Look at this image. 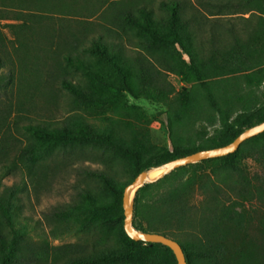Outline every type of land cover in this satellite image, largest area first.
Here are the masks:
<instances>
[{"label": "trees", "instance_id": "1", "mask_svg": "<svg viewBox=\"0 0 264 264\" xmlns=\"http://www.w3.org/2000/svg\"><path fill=\"white\" fill-rule=\"evenodd\" d=\"M123 1L0 0L2 4L0 10L8 9L11 12L0 13V21L20 22L9 25L18 36L22 52L20 65L23 76L20 78L19 94L27 91L26 101L19 103V112L23 114L30 112L34 104H30L29 99L43 89L51 87L56 78L61 79L62 88L72 97L73 111H85L101 104L102 100L89 96L78 84L68 79L65 70L68 67L89 74L103 86L118 92L127 91L135 99L146 98L162 104L167 108V122L171 132L185 120L194 118L197 121L200 117L198 115L207 107L214 109L218 115L209 120L212 126L219 124L213 136L199 143L194 140L176 143L172 140V150L165 154L162 160L144 165L140 152L136 149L129 150L112 141L105 132L95 130L87 124L85 117L80 113L66 117L60 125L55 126L51 123L37 122L30 116H17L11 122L13 107L12 105L7 107L2 115L4 118L0 120V130L8 134L11 133L13 126L18 130L19 125L25 122L22 127L29 136L28 142L19 150L17 158L24 165L48 153L56 144L100 141L114 149L131 153L132 179L122 185L106 172L88 174L90 178L94 177L100 181L98 189L110 196L111 200L102 205L97 204L90 192L91 188H87L82 195L85 203L73 206V211L80 214H97L113 207L123 210L124 190L140 173L201 150L226 146L246 129L264 122V100L255 107L246 106L232 118L219 102L218 93L214 91V84L219 75H227L229 71L242 73L245 86L248 88H256L264 81V66L252 64L250 57L254 44L264 39V0H237L236 3L228 0H215L213 3L209 0H200V4L207 11L208 6L215 9L214 12L209 10L212 19H220L224 8L247 10V5L250 6L249 11L259 13L255 22L247 18V25L242 30L236 29L234 24L214 20L215 23L210 26L207 33H204V24L200 26V30L194 29L196 28L194 17L188 16L186 3L183 1L164 2L166 15L157 22L147 7L143 6L135 11L126 3H122ZM96 17L102 19L103 23L91 22ZM75 18L83 21L80 28H72L66 24ZM117 28L125 34L126 30H135L145 37L136 43L128 66L130 73L126 72V68H122L117 59L123 49L119 42L122 35ZM63 34H67L68 38ZM28 36L40 37L42 43L46 41L47 44L42 50L38 45L29 46L26 42ZM56 36H59L63 43L53 50ZM4 48L5 37L0 28V51L2 50L3 54L7 52ZM34 52L37 53L36 56H32ZM51 52L53 54L56 52L57 55L53 56ZM60 55L63 61L58 58ZM1 57L0 55V65ZM88 57L105 61L116 72L117 80L104 77ZM48 61L52 62L51 66L47 64ZM32 64L34 69L31 67ZM171 74L180 76L188 87L176 90L169 79ZM190 112L195 116H189ZM246 157L253 158L264 167V133L245 142L233 154L181 167L156 183L142 186L134 199V226L138 230L159 233L172 239L185 233L194 235L195 232L204 233L205 238L210 235L214 237L224 220L221 216L222 209L230 208L226 205L230 197L227 198L226 195L233 193L245 200L253 197L249 189L250 182L241 167ZM202 164L218 166L212 177L203 184L204 192L208 194L213 207L198 217L197 209L186 205V194L200 177L199 168ZM16 195V190L11 187L0 192V264H14L18 259L21 236L17 232L12 238L9 236V230H14L15 225L13 209ZM229 211L233 213L235 208L232 207ZM229 218L228 220L239 222L240 212H234ZM123 234L124 244L140 257V261L130 264H160L157 258L160 250L166 252L170 264H177L175 255L169 247L136 242L126 235L124 227ZM174 240L181 244L188 264H224L223 247L219 246L217 241L208 240L203 243L202 239L197 238V241L195 239L191 244L186 239ZM101 243V248L88 258H69L62 264L123 263L125 259L118 257L117 249L108 242L107 236H104Z\"/></svg>", "mask_w": 264, "mask_h": 264}, {"label": "rangeland", "instance_id": "2", "mask_svg": "<svg viewBox=\"0 0 264 264\" xmlns=\"http://www.w3.org/2000/svg\"><path fill=\"white\" fill-rule=\"evenodd\" d=\"M129 1L132 0H124L122 3H126L135 11L140 7H147L152 11V17L157 22L166 15L163 3L171 0H133L135 2L132 3ZM178 1L186 3L188 16L194 17L195 30H200V26L204 24V33L210 30V26L215 23L214 20L234 24L236 29L242 30L247 25V18L255 22L259 14L256 11H249L250 6L247 5V10L224 8L220 19H212L209 10L214 12L215 9L207 5L209 8L207 11L200 4V0ZM230 1L236 3L237 0H228ZM3 12L11 13L8 9H1L0 13ZM92 21L103 23V20L97 17ZM82 22L75 18L70 19L66 24L72 28H80ZM0 23L5 37L4 49L7 51L4 54L1 53L2 50L0 51L2 56L0 120L4 118L2 115L10 105L13 107L11 122L17 116H30L37 122L58 126L66 117L80 113L85 117L87 124L95 130L105 132L112 141L129 150L136 149L140 152L141 162L144 165L162 160L163 156L172 150V140L176 143L191 140L199 143L213 136L215 128L219 126L218 123L215 126L210 124L209 120L218 115L214 109L207 107L198 115L201 120L196 121L194 118L185 120L174 132H171L167 122V108L162 104L146 98L135 99L127 91L118 92L103 86L89 74L68 67L65 69L68 79L78 84L89 96L102 100L101 104L85 111H73L72 97L62 88L61 79L55 77V81L51 79L53 81L51 87L43 89L29 99V103L34 104L35 107L32 105L30 112L23 114L18 109L19 103H24L27 97V91L19 94L20 78L23 76L20 65L22 52L15 30L9 28L10 24L20 22L2 20ZM117 30L122 35V40L119 42L123 48L117 59L122 68H126V72L130 73L128 66L136 43L144 40L145 37L135 30H126V34L119 28ZM63 35L68 38L67 34ZM29 37L26 41L29 46L38 45L42 50L47 44L46 41L42 43L40 37ZM53 43L52 49L56 50L63 41L56 36ZM41 53L42 51L39 52ZM36 54L34 52L32 56ZM50 54L57 55L56 52ZM250 57L252 64L264 66V39L254 44ZM58 58L63 61L62 55ZM89 59L104 77L117 80L116 72L105 61L94 57ZM47 64L51 66L52 62L48 61ZM31 67L34 69L33 64ZM169 79L176 90L188 87L180 76L171 74ZM214 87L219 102L232 118L246 106L255 107L264 100V81L256 88H248L245 86L244 75L240 72L229 71L227 75H219ZM189 116L195 114L190 112ZM24 124L25 122H22L18 130L13 126L11 133L8 134L0 130V192L11 187L17 194L13 209L14 230L8 229L10 238L15 232L21 236L18 244V259L14 264H62L69 258L86 259L101 248L104 236H107L108 242L117 249L118 257L125 259L122 264L140 261V257L124 244L122 209L113 207L97 214H80L73 211L74 205L85 203L82 195L87 188H91L90 192L97 204L110 202L111 197L98 189L100 181L94 177L90 178L88 174L106 172L122 185L132 179L131 153L114 149L100 141H89L85 144H56L48 153L24 165L17 160L19 150L27 144L29 137L22 127ZM217 166L200 165V177L186 194V205L196 208L198 217L213 207L208 194L204 192L203 184L212 177ZM241 167L246 172L253 197L245 200L242 196L233 193L226 195L227 198L230 197L226 205L235 208L234 212H240L239 222L228 220L234 212H230V208L228 210L225 208L221 212L224 220L214 237L210 235L205 238L204 233L195 232L194 235L185 233L173 239L183 241L186 239L191 244L195 239L197 241V238L202 239L203 243L208 240L217 241L218 245L223 247L224 264H263L264 167L249 157L242 161ZM167 257L163 250L157 255L160 264H170Z\"/></svg>", "mask_w": 264, "mask_h": 264}, {"label": "water", "instance_id": "3", "mask_svg": "<svg viewBox=\"0 0 264 264\" xmlns=\"http://www.w3.org/2000/svg\"><path fill=\"white\" fill-rule=\"evenodd\" d=\"M263 133L264 122L246 129L232 143L226 146L201 150L194 154L171 160L159 167L153 168L152 170L140 173L130 184L126 186L123 193V227L126 235L136 242L162 244L166 247H169L175 255L177 264H188L185 252L178 241L159 233L138 230L134 226V198L136 196V192L145 184L156 183L165 176L169 175L171 172L181 167L195 164L204 160L221 158L233 154L237 152L245 142ZM158 170H161L162 172L154 178H151V172Z\"/></svg>", "mask_w": 264, "mask_h": 264}, {"label": "bare ground", "instance_id": "4", "mask_svg": "<svg viewBox=\"0 0 264 264\" xmlns=\"http://www.w3.org/2000/svg\"><path fill=\"white\" fill-rule=\"evenodd\" d=\"M162 171L161 170H158V171H152L151 174H150V177L151 178H154L155 176H157L158 174H160Z\"/></svg>", "mask_w": 264, "mask_h": 264}]
</instances>
